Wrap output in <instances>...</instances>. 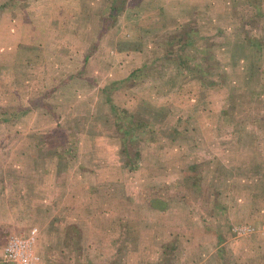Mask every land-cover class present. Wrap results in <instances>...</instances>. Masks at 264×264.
I'll list each match as a JSON object with an SVG mask.
<instances>
[{"label": "rangeland", "instance_id": "rangeland-1", "mask_svg": "<svg viewBox=\"0 0 264 264\" xmlns=\"http://www.w3.org/2000/svg\"><path fill=\"white\" fill-rule=\"evenodd\" d=\"M258 1L264 12V0ZM253 6L250 0H0V196L15 184L11 180L33 173L32 160L50 162L55 156L46 150L62 135L58 128L74 125L79 137L101 135L99 141L113 145V153L102 150L95 157L103 163L100 173L132 181L124 192L146 197L152 184L160 194L171 191L179 229L166 264H264V247L260 252V246L249 245L251 238L264 243V59L243 41L246 31L264 35V16L256 19ZM174 21L195 26L197 39L188 51L210 54L208 80L220 85L175 77L169 65L161 73L153 69ZM137 68L143 71L135 77L131 72ZM107 98L155 116L157 131H138L127 146L111 121ZM42 99L51 112L31 106ZM159 105H170L169 114L160 117L154 109ZM236 144L252 151H244L246 146L236 151ZM127 149L132 156L139 150L132 163ZM168 175L177 181L170 189ZM137 177L145 178L141 186ZM199 177L202 184L193 188ZM117 185L99 189L117 191ZM211 188L220 194H211ZM242 192H251L245 200L251 210L242 220L223 221L216 202L234 201L244 193H233ZM205 220L213 226L207 234ZM235 225L253 231L237 234ZM231 238L251 251L240 254L219 245ZM0 264H7L2 255Z\"/></svg>", "mask_w": 264, "mask_h": 264}, {"label": "crops", "instance_id": "crops-1", "mask_svg": "<svg viewBox=\"0 0 264 264\" xmlns=\"http://www.w3.org/2000/svg\"><path fill=\"white\" fill-rule=\"evenodd\" d=\"M89 134H80L77 146L78 156L85 154L86 159L76 158L73 163L57 157H53L50 162L32 160L33 173L11 180L15 183L14 186L10 184L9 191L6 188V192H1L0 241H6L1 235L3 231L7 233L17 227V231L12 232L17 233L36 226L39 264H166L171 257L168 249L177 240V236L172 234L179 229L174 220L176 213L170 199L171 191L166 192L168 196L160 194L158 184H152L149 186L153 192L146 197L142 196V192H124V184L132 181L127 177L124 179V175L100 173L98 166L103 163L98 162L95 157L102 150L113 153V145L99 141L101 135ZM245 146L244 151H252L248 144H236L235 150L242 151ZM39 147L44 150L46 145ZM88 158L90 159L87 160ZM115 169L123 168L118 166ZM253 173L257 179L258 170ZM175 177L168 175L169 181L165 182L169 184L168 189L177 183ZM150 178L160 181L156 176ZM144 180V177H137L136 183L141 186L140 183ZM157 181L154 180L153 183H158ZM201 181L199 177L198 182L193 183V188H196L197 183L201 185ZM107 183H117V191L109 186L99 189ZM211 189V194H220L214 191L215 188ZM242 194L243 197L235 198L234 201L224 199L228 202L226 204L216 202V212L223 214V221L242 220L244 213L251 210L245 204L251 192L233 193L235 196ZM227 214H230V218ZM205 217L206 215L202 217L203 221ZM213 221L218 223L215 219ZM205 222L207 224L201 227L207 234L213 226L209 220ZM193 223V228H197L199 221L194 220ZM218 228L216 226V230ZM249 241L252 243L249 244L251 247L256 244V247L260 246V252L262 251L263 242L257 238ZM224 242L219 245H227L229 249L232 246L236 253L246 254L251 251V247L246 246L245 242L237 244L238 240L235 238L229 239L226 244Z\"/></svg>", "mask_w": 264, "mask_h": 264}, {"label": "trees", "instance_id": "trees-1", "mask_svg": "<svg viewBox=\"0 0 264 264\" xmlns=\"http://www.w3.org/2000/svg\"><path fill=\"white\" fill-rule=\"evenodd\" d=\"M250 2L254 5L253 13H255V16H258L256 19H260V17L262 18L264 12L261 10V6H259V1L250 0ZM174 22V29L172 32L168 33L169 35H166L167 41L164 44V51L152 60L153 69L156 70L157 73H161L164 66L169 65L174 68L175 77H192L199 80L200 83L205 86L212 87L220 85V83H216L214 80H208L212 76V70H209L210 67L208 63L210 54L208 52L196 54L188 51L189 47L192 48L197 39L198 31L195 26L190 25V22L186 24L179 21ZM252 35L253 36L246 31L243 41L246 42L248 48L251 47V50L256 53L258 58L261 57V59H264V35ZM142 71L141 68L134 69L131 72V75L135 76L136 73L135 77H137ZM218 75L221 76V73H218ZM215 83L216 85H213ZM62 85L59 84L58 88L61 89ZM102 90L108 91L106 87H103ZM109 91H111V87ZM107 101L109 102L110 114L113 116L111 121L116 125L119 135L123 138L124 144L127 146L136 141V132L141 131L146 134H154L157 131L159 120L155 116L138 109H132L129 111L126 107H117L111 102L110 98H107ZM37 105H41L51 112V106L43 99L39 101L37 100L31 104L32 107ZM27 108H29V106L25 109ZM154 109L160 117H163L169 114L171 108L170 105H159ZM148 110L154 115H157L151 107H149ZM58 129L61 131L62 135L57 134V137L53 139L54 144L48 146L49 149L46 150V153L53 154L57 158H65L68 160L75 159L78 154L77 146L80 141L76 127L74 125L67 127L61 126ZM127 151L130 155L127 162H134L139 150H134V156H132L128 149Z\"/></svg>", "mask_w": 264, "mask_h": 264}, {"label": "clouds", "instance_id": "clouds-1", "mask_svg": "<svg viewBox=\"0 0 264 264\" xmlns=\"http://www.w3.org/2000/svg\"><path fill=\"white\" fill-rule=\"evenodd\" d=\"M5 258L19 264H39V257L31 250L30 244L19 239H10L3 247Z\"/></svg>", "mask_w": 264, "mask_h": 264}, {"label": "built area", "instance_id": "built-area-1", "mask_svg": "<svg viewBox=\"0 0 264 264\" xmlns=\"http://www.w3.org/2000/svg\"><path fill=\"white\" fill-rule=\"evenodd\" d=\"M233 229H234L233 231L236 232L237 234H245V233H250L253 231V227L250 225H238V226L235 225ZM263 229H264V225H263ZM37 231H38V228L36 226H32L26 231L24 230V231L17 232V233H11L7 236L6 241L3 244V247L7 243L8 240L19 239L21 243L30 244L31 250L39 257V254L37 253V250H36ZM2 257H3V261L6 262L7 264H19L18 261L13 262V261L6 259L3 251H2Z\"/></svg>", "mask_w": 264, "mask_h": 264}]
</instances>
